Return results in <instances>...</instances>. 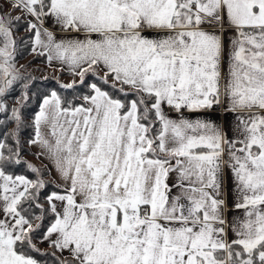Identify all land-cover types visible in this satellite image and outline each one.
Masks as SVG:
<instances>
[{"label": "snow or ice", "instance_id": "6c2138e0", "mask_svg": "<svg viewBox=\"0 0 264 264\" xmlns=\"http://www.w3.org/2000/svg\"><path fill=\"white\" fill-rule=\"evenodd\" d=\"M0 117V264H264V0H0Z\"/></svg>", "mask_w": 264, "mask_h": 264}, {"label": "trees", "instance_id": "16d2710c", "mask_svg": "<svg viewBox=\"0 0 264 264\" xmlns=\"http://www.w3.org/2000/svg\"><path fill=\"white\" fill-rule=\"evenodd\" d=\"M26 33L23 31V29L21 28V30L19 32H17L16 37H17V41L20 40L21 37L25 36ZM21 51H24L23 46L21 45ZM25 60V62L22 65L26 66V70L28 73H31V75L36 78L37 81H39L37 87L40 90H44L45 88V84H47L49 87H55L57 86L55 84V81H44L43 77H52L50 75H44L41 76L39 74H34L33 72L28 70L29 66H35L36 69H38V71H44L46 69H48V67H46L45 63L43 62L42 58H35L32 55H29L26 51H24V55L18 58V62ZM31 62V63H29ZM59 75V73L57 74ZM63 76H68V75H63ZM37 89H33V91L35 92ZM21 92V87L17 86L15 88V91L12 92L8 97H7V101L9 104H13L15 98L20 94ZM35 107V98H33L31 104H29L25 109H24V116L27 120L30 121L31 115H32V111L31 109H33ZM3 117H0V119H2ZM31 129H28V133L30 134ZM26 159H28L29 161H31L32 163L36 164L37 166H41L40 163L36 162L34 157L30 154H26ZM18 171H23L22 169H18ZM42 249H47V248H42Z\"/></svg>", "mask_w": 264, "mask_h": 264}, {"label": "rangeland", "instance_id": "374dc122", "mask_svg": "<svg viewBox=\"0 0 264 264\" xmlns=\"http://www.w3.org/2000/svg\"><path fill=\"white\" fill-rule=\"evenodd\" d=\"M15 14H16V15H20V13H15ZM24 62H25V60L18 62V65H22ZM28 70L31 71V72H33L34 74L36 73V74H39V75H41V76H44V75H50V76H53L54 73L57 75V72H55V71H50L49 69H46V70L40 72V71H38V69H36L35 66H29V67H28ZM69 78H70V77H67V76H62V77H61V79H62L64 82H67V81L69 80ZM41 248H47V247L44 246V245H41Z\"/></svg>", "mask_w": 264, "mask_h": 264}, {"label": "crops", "instance_id": "0c3cea01", "mask_svg": "<svg viewBox=\"0 0 264 264\" xmlns=\"http://www.w3.org/2000/svg\"><path fill=\"white\" fill-rule=\"evenodd\" d=\"M58 34H61V33H58ZM50 71H55V69H53V68H48ZM56 72V71H55ZM57 74H58V72H57ZM67 77H69V76H67ZM212 115L213 116H219L220 117V119H219V123H221V124H224L225 123V121H224V119H223V113H222V109H220V108H217L216 109V111L214 112V113H212ZM231 123H233V121H232V118L230 117L229 118V121H228V124H231ZM231 134V133H230ZM35 159V158H34ZM35 161L36 162H38V163H40L38 160H36L35 159ZM44 246H46L47 247V245L45 244Z\"/></svg>", "mask_w": 264, "mask_h": 264}]
</instances>
